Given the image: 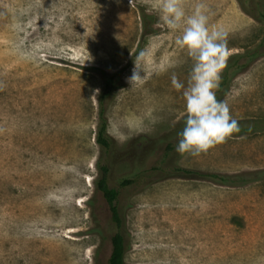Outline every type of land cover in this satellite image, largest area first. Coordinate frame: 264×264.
Wrapping results in <instances>:
<instances>
[{"label":"rangeland","instance_id":"374dc122","mask_svg":"<svg viewBox=\"0 0 264 264\" xmlns=\"http://www.w3.org/2000/svg\"><path fill=\"white\" fill-rule=\"evenodd\" d=\"M198 2L227 34L226 65L264 52V24L236 0H186L187 14ZM141 11L153 16L147 33ZM179 34L151 0H0V264H107L116 232L125 264H264V180L226 187L162 173L264 170V132L177 153L186 110L172 77L186 88L194 64ZM135 64L142 85L129 83ZM93 68L121 80L107 154L95 142L103 81ZM222 100L236 120L264 117V56ZM98 165L119 191L120 227L96 190Z\"/></svg>","mask_w":264,"mask_h":264},{"label":"clouds","instance_id":"9594fccd","mask_svg":"<svg viewBox=\"0 0 264 264\" xmlns=\"http://www.w3.org/2000/svg\"><path fill=\"white\" fill-rule=\"evenodd\" d=\"M151 3L166 26L180 33L175 43L194 61L186 88L176 76L172 77L173 87L177 91L183 89L186 110L185 126L179 133L176 151L181 156L207 154L241 131L227 102L216 96L226 67L227 34L220 28L210 27L207 6L203 2L196 3L190 15L186 12V0H151ZM145 79L135 64L129 77L130 85H142Z\"/></svg>","mask_w":264,"mask_h":264},{"label":"trees","instance_id":"16d2710c","mask_svg":"<svg viewBox=\"0 0 264 264\" xmlns=\"http://www.w3.org/2000/svg\"><path fill=\"white\" fill-rule=\"evenodd\" d=\"M239 4L242 12L253 18L258 22L264 24V0H236ZM141 19L143 25V31L147 33L149 27L152 24L153 16L145 14L141 11ZM260 56H264V52L261 53L258 50L246 51L243 54H236L231 57L229 63L226 65L221 73V83L219 90L216 93L217 99L222 100L230 89L232 80L240 73H242L255 59ZM95 71L103 81V87L98 97V123L95 133V142L99 146L101 152L109 153L115 147L113 139L107 132V118L106 109L108 104L114 97L115 91L120 85L119 73H107L100 69H92ZM184 118L181 126L178 128V132H182L185 126ZM241 131L234 134L233 137H241L244 135L255 134L264 132V117L258 119L249 120H237ZM178 133V134H179ZM168 136L162 138L167 139ZM143 140L139 138L138 141ZM99 177L95 181L96 190L102 195L107 209L111 215L112 222L116 227L121 226V218L117 209L116 200L119 194L118 189L109 188L107 184L108 168L105 165H98ZM165 178H195L209 180L215 184L226 187H244L250 183L264 180V170H257L251 172H242L235 174H220V173H205L198 170L187 169L182 167H169L162 170ZM130 184L127 180L122 181L119 186L125 187ZM126 251V245L124 237L121 233L116 232L111 237V253L107 259V264H125L124 254Z\"/></svg>","mask_w":264,"mask_h":264},{"label":"bare ground","instance_id":"6f19581e","mask_svg":"<svg viewBox=\"0 0 264 264\" xmlns=\"http://www.w3.org/2000/svg\"><path fill=\"white\" fill-rule=\"evenodd\" d=\"M166 219V218H165ZM181 223V222H180ZM170 225H171V223H170ZM177 228H179V227H177Z\"/></svg>","mask_w":264,"mask_h":264}]
</instances>
